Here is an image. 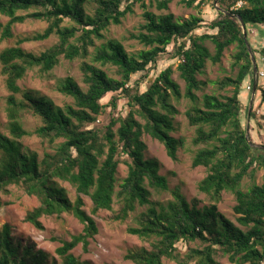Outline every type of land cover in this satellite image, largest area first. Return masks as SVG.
Listing matches in <instances>:
<instances>
[{"label": "trees", "instance_id": "1", "mask_svg": "<svg viewBox=\"0 0 264 264\" xmlns=\"http://www.w3.org/2000/svg\"><path fill=\"white\" fill-rule=\"evenodd\" d=\"M86 1L0 0V41L12 38L15 24L26 20L46 23L41 33L19 39L15 46L0 52L1 74L9 92L6 112L11 135L9 138L0 132V192L16 185L36 198L38 205L26 213L24 220L37 230L42 229L40 218L61 213H70L81 223L82 232L56 248L60 264H92L74 258L70 251L78 245L87 251L89 240L97 234L92 216L101 210L111 212L116 223H125L134 215L135 225L127 227L126 232L149 242V248L129 250L124 259L132 264H162L164 259L175 264H222V259L227 264H264V89L257 80L255 93L259 91L260 100L256 108L252 103L246 138L248 101L244 104L242 95L246 94L244 90L247 94L252 91L253 65L237 20L239 17L244 25L255 63L259 55L263 65L264 0H180L187 7L195 2L196 7L211 2L216 16L209 23L196 16L178 20L171 14L155 15L147 10L144 0H93L91 13H86ZM172 1L151 0L158 11L167 10ZM239 2L242 5L237 7ZM135 4L142 10L143 23L130 38L148 49L131 56L120 42L104 40L103 33L110 26H119L133 13ZM3 18L7 20L4 24ZM202 26L209 32L197 34ZM52 35L57 42L39 54L20 47L24 42L44 41ZM253 39L259 42V48L252 46ZM103 40L95 47V41ZM206 42L212 44L213 53L205 47ZM232 45L238 72L234 78L216 83L219 91L231 88L230 95L198 97L196 92L205 83L197 75L206 61L220 63L223 52ZM170 46L179 60L177 71L184 82L183 93L172 79L170 67L160 71L142 92L138 83L135 88L128 86L137 74L146 78ZM90 48L94 49L91 55ZM90 56V63L85 62ZM60 58L82 61L85 90L71 77L57 87L59 93L72 99L73 106L60 108L45 96L21 90L18 82L29 71L48 75ZM105 66L113 67L119 79L109 77L102 69ZM18 94L19 99L15 97ZM107 96L108 102L103 104ZM120 98L126 100L124 116L116 113ZM182 98L190 102L185 117L189 127L195 129L192 144L202 146L193 156L191 167L207 169L198 190L211 203L202 207L196 200L188 202L177 188L171 191L169 201L150 199L151 191H168V183L159 174L158 161L144 157L141 137L147 135L162 144L168 158L175 160L182 140L171 136L177 113L171 101ZM106 108L108 122L99 128L97 118L105 114ZM23 113L39 119L40 125L33 132L36 137L50 145L62 140L53 154L39 160L36 153L22 150L18 140L31 134L19 123ZM252 130H256L262 144L253 142ZM121 162L127 173L118 181ZM257 170L263 172L262 184L253 183L242 190L243 180L253 179ZM57 181L74 189L73 201ZM222 192L234 196L236 224L217 208ZM81 196L90 200V214L83 209ZM0 264L57 263L33 243L16 237L11 226L4 224L0 228Z\"/></svg>", "mask_w": 264, "mask_h": 264}, {"label": "rangeland", "instance_id": "2", "mask_svg": "<svg viewBox=\"0 0 264 264\" xmlns=\"http://www.w3.org/2000/svg\"><path fill=\"white\" fill-rule=\"evenodd\" d=\"M198 1V0H197ZM147 5V10L155 15L171 14L174 19L185 20L192 16L200 17L204 23H209L216 16V10L211 8V2L206 1L200 7H196L197 2L192 7H187L180 0H173L167 10L158 11L155 8V4L151 0H144ZM94 6L93 0H87L85 4L86 13H91ZM23 14V13H21ZM4 24L7 20L3 18ZM143 23L142 10L138 4L133 7V13L128 14L119 26H110V28L104 32V40H116L120 42L128 55L135 56L141 50H147L143 45L139 44L136 40L130 38L131 34H136L139 31V26ZM68 25V24H65ZM206 26H202L197 30V34L203 32H209ZM46 28V23L42 21L26 20L22 24L13 25L11 32L12 38L8 40L0 41V52L8 47L15 46L19 39L33 36L37 33H41ZM103 41H95V47H99ZM57 42L56 36L52 35L44 41L37 42H24L20 45L22 49L33 54H39ZM259 42L254 39L251 40V44L256 49L259 48ZM205 47L210 53H213V46L210 42L205 43ZM167 54L160 56L157 63L153 65L146 78L141 77V74L135 75L129 87L135 88L138 83V90L144 91L146 86L151 82L160 71L167 67L172 70V79L179 85L181 92L184 91V82L179 78L177 71V65L179 60L175 57V53L170 46L167 50ZM235 46L232 45L223 52L220 63L213 64L210 61H206L204 69L197 75L199 81L204 82L201 90L196 92L198 97L203 94H215V95H230L231 88H226L223 91H219L217 88V82L226 78H234L238 72V66L235 64L233 55L235 54ZM90 55L94 53V49H89ZM253 55V54H252ZM256 65L258 71L263 69L261 64V58L257 55ZM91 56L84 61L90 63ZM82 61L79 59L73 61H67L63 58L59 59L58 65L48 74L39 76L36 70L29 71L26 76L18 82L22 91H31L38 96H45L49 98L56 106L65 108V106H73L71 98L58 92L57 87L66 77H71L77 83V85L85 90V85L82 82V75L80 71V65ZM102 69L108 74L109 77L119 79L115 75V69L110 66L102 67ZM136 83V84H135ZM258 86L264 89V79L258 78ZM242 95L243 103L250 102L251 92L247 94L244 90ZM9 96V92L5 88L4 76L1 74L0 66V132L11 138L8 130V117L6 112V99ZM17 99L21 97V94L15 96ZM109 96L102 100L103 104H107ZM248 99V100H247ZM254 108L258 106L260 96L259 91L254 94ZM172 105L176 109L177 113L173 116V128L171 136L176 139L182 140V145L179 146L176 152V159L171 160L166 155L165 149L162 144L153 140L147 135H142L141 141L145 146L143 155L145 158L156 159L160 165L159 174L167 179L168 191L155 193L151 191V200H159L166 202L172 199L171 191L175 188L179 189L181 194L186 198L188 202L193 200L197 201L199 207L208 205L211 203L209 197L198 190L199 182L206 176L207 169L204 167H191V161L195 153L202 148V146H194L192 139L195 136V129L189 127L185 117V112L190 106V102L184 98L176 102L171 101ZM264 107V104L263 106ZM108 111L106 108L105 114L99 116L96 121V125L99 128L103 127L108 122ZM126 100L120 98L117 103L116 113L120 116L126 114ZM138 119V118H137ZM139 120V119H138ZM245 120V128L247 123ZM19 123L24 131L31 133L28 136H24L18 140L21 144L24 152L36 153L38 159L41 160L45 154H53L56 147L62 142V140L55 141L52 145L42 141L36 137L33 132L40 125V121L35 116L28 113H23L19 119ZM253 142L260 145L261 137L257 134L256 130L250 132ZM261 135H264L262 132ZM264 143V141L262 142ZM261 143V144H262ZM257 146V145H256ZM127 167L124 163H120L117 168V179L121 181L126 176ZM262 170H257L254 173L253 179L245 178L241 184V189L246 190L251 184H262L263 180ZM58 185L65 189L67 197L70 201L75 199L74 189L66 182L57 181ZM84 206L83 209L90 214L91 202L88 197L81 196ZM235 204L234 196L229 192H222L220 200L217 203V208L226 218L236 224L235 216L232 212V207ZM38 205V202L34 196H29L25 193L21 186L11 185L6 188L4 192H0V228L4 224H9L12 228V233L21 238L23 241H29L33 243L36 249H41L46 252L51 259L57 264H60L62 259L55 253L56 248L61 246L62 242L70 241V239L79 235L82 232L83 226L74 218L70 213H61L59 215L44 216L40 218L42 225L41 230L35 229L32 225L25 222L24 218L26 213ZM117 206L114 205L113 210H116ZM141 209H138L139 212ZM111 212L98 211L93 215V219L97 226V234L89 240L87 251L84 252L81 245L76 246L70 251V254L80 261L88 260L92 264H132L130 261L124 259V255L135 248L144 247L149 248V242L138 239L135 236L129 235L126 232L127 227L134 226V215L125 223H116L111 219ZM184 250L185 246L180 245ZM222 264H227L225 259L221 260ZM162 264H175L171 260L164 259Z\"/></svg>", "mask_w": 264, "mask_h": 264}, {"label": "water", "instance_id": "3", "mask_svg": "<svg viewBox=\"0 0 264 264\" xmlns=\"http://www.w3.org/2000/svg\"><path fill=\"white\" fill-rule=\"evenodd\" d=\"M237 20L241 26V29H242V33H243V38H244V41H245V44H246V47H247V50L250 54V57L252 59V65H253V83H252V91H251V97H250V102H249V106H248V109H247V120H248V117H249V113H250V109L252 107V103H253V98H254V94H255V91H256V85H257V80H258V74H257V68H256V63H255V60L253 58V55H252V51H251V48L246 40V30L244 28V25L243 23L241 22L240 18L237 17ZM246 138L248 137V121L246 123ZM257 148H262L260 146H255Z\"/></svg>", "mask_w": 264, "mask_h": 264}, {"label": "built area", "instance_id": "4", "mask_svg": "<svg viewBox=\"0 0 264 264\" xmlns=\"http://www.w3.org/2000/svg\"><path fill=\"white\" fill-rule=\"evenodd\" d=\"M241 5H242V3L239 2V3L237 4V7H240ZM262 61H263V60H262ZM257 74H258V78H263V79H264V61H263V69L260 70V71H257ZM250 86H251V84H248L247 87H246V89H247L248 91L250 90Z\"/></svg>", "mask_w": 264, "mask_h": 264}, {"label": "crops", "instance_id": "5", "mask_svg": "<svg viewBox=\"0 0 264 264\" xmlns=\"http://www.w3.org/2000/svg\"><path fill=\"white\" fill-rule=\"evenodd\" d=\"M257 113H258V111H257Z\"/></svg>", "mask_w": 264, "mask_h": 264}]
</instances>
